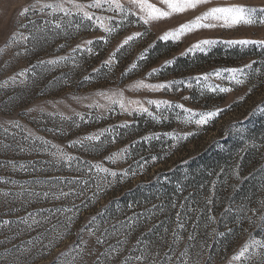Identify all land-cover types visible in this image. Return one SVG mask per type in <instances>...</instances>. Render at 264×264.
Returning <instances> with one entry per match:
<instances>
[{
	"label": "rangeland",
	"instance_id": "374dc122",
	"mask_svg": "<svg viewBox=\"0 0 264 264\" xmlns=\"http://www.w3.org/2000/svg\"><path fill=\"white\" fill-rule=\"evenodd\" d=\"M51 2L55 0H40ZM120 2L136 13L129 14L124 24L118 23L119 13L87 9L95 16L115 17L105 21L116 28L108 36L74 9L72 16L49 17L50 10L41 12L37 5L21 15L37 0H0V264H124L125 257L141 250L148 256L143 264H264V249H250L247 260H232L250 238L264 239L260 219L264 216L260 203L264 201V48L218 42L204 52L182 55L204 39L264 40V24L259 16L255 23L231 27L209 20L205 23L216 26L186 33L175 43L159 40L211 7H264V0H211L147 25L139 20V8L129 0ZM147 2L168 10L163 0ZM48 19L59 20L61 27L46 25ZM137 32L146 34L117 51L126 37ZM21 34L28 39H21ZM89 40L92 52H72ZM145 49L146 58L139 60ZM113 53L112 65L105 66ZM60 56L71 58L55 66L39 63ZM174 58L163 71L147 75ZM133 62L138 67L126 71ZM227 68H244L238 77L244 83L227 79L228 73L214 74ZM25 69L30 71L18 75ZM208 73L213 75L207 81L193 79ZM89 75L93 79L86 80ZM140 80L182 83L136 90ZM216 86L231 91H212ZM109 89L124 90L128 100L143 102L148 113H121L118 104L109 112L87 107L98 91ZM85 96L91 99H79ZM148 100L169 101L173 106L157 107ZM184 109L223 111L198 126L184 122L188 115ZM76 113L84 114V119ZM104 129L108 131L99 140H83ZM169 133L193 135L178 141ZM77 141L82 144H74ZM52 144L77 159L57 163ZM123 149H127L124 158L115 163L108 159ZM95 164L117 176L95 168L89 171ZM124 170L128 175H123ZM96 185L104 190L97 192ZM61 192L74 194L61 196ZM73 214L70 230L54 239L65 232L66 219ZM92 217L96 220L90 224ZM98 238L103 243H97Z\"/></svg>",
	"mask_w": 264,
	"mask_h": 264
},
{
	"label": "snow or ice",
	"instance_id": "6c2138e0",
	"mask_svg": "<svg viewBox=\"0 0 264 264\" xmlns=\"http://www.w3.org/2000/svg\"><path fill=\"white\" fill-rule=\"evenodd\" d=\"M129 2L135 6V8H139L141 10V14L139 17L140 22L144 23L145 25L149 24L153 20H159L162 18L170 17L174 13H182L190 9H195L199 5L210 3L211 0H163V2L167 5L168 10H163L161 8H157L155 5L150 4L147 2V0H129ZM65 4L70 5V7H65ZM37 5H39V11L43 12L45 9H49L48 12L49 17H53L58 13H63L64 16H72L73 15V9L75 10V14L79 15L82 19L88 20V21H94L95 26H98L101 28L104 32L110 36L114 31H116V28L109 26V24H106L105 21H113L115 17L111 16H95L93 12L88 11L87 9L93 8V9H103L104 11H110V12H116L121 14V19L118 21L119 24H124L126 21H128L129 14L136 15L135 11L132 8H126L120 0H91L88 4H82L78 3L77 0H55V2L51 3H40V0H37L36 4H33L31 6L25 7L21 15H25L29 12L30 8L32 10H35L37 8ZM259 16V22L264 24V7H248L243 5H237V4H231L227 6H217V7H211L207 11L201 13L200 15L196 16L193 20L188 21L184 24H181L179 27L173 30H169L165 32L161 37H159V40L167 42L169 40H172L173 43L177 42L180 38V36L193 32L195 30H198L200 28H211L215 27L216 24L213 23H205V21L209 20H215V21H223V25L225 27H231L232 25L239 24V23H245V24H252L255 23L256 20L254 17ZM62 19V18H61ZM34 23V22H33ZM44 23L46 25H52L55 28H60L61 23L59 20H53L48 19L45 20ZM77 29L79 28V25L76 26ZM146 33H134L128 37H126L122 43L118 46L117 51L120 50V48H123L125 45H130L132 41L135 39L142 37ZM15 38V36H14ZM21 39L27 40L28 37H25L21 34ZM101 40L104 41V43L108 42L107 37H101ZM218 42L221 43H227L229 45H241V46H248V45H255L261 48H264V40H251V39H241V40H228V41H217L212 39H204L199 40L193 45H191L182 55H189L194 54L195 52H204L205 49L211 45H214ZM93 43V41L89 40L84 42L83 45H77V48H74L72 50L73 53H75L78 49H83L88 52H92V48L90 45ZM63 47V46H61ZM151 47H154L152 45ZM3 50H0L2 52ZM148 51V49H145L144 53H141V56L139 57V60H144L146 58L145 53ZM115 57V53L112 54V57H110L109 60L105 61V66H111L113 63ZM71 57L70 56H60L56 57L55 59H50L47 61H41L39 63L41 64H48V65H57L60 62L68 61ZM175 62V58L173 60L166 61L164 65L161 66L160 69H153L151 72H149L147 75L153 76L159 73L160 71H163L166 69L169 65L173 64ZM255 63V62H254ZM78 66V65H76ZM138 67L137 62H133L132 65H130L129 69L126 70L128 72L135 70ZM244 68H251V65H245ZM244 68H227V69H219L214 74L216 76H221L223 73H228V76L226 77L229 80L234 81L237 85L243 84L244 80L238 78L241 74L244 73ZM30 71V69H25L23 72L19 73L18 75L24 76L26 72ZM97 71V70H94ZM213 75L212 73L204 74L200 77H194L193 79H196L197 81L203 79L205 81L208 80L209 76ZM13 82H15V77L9 78ZM86 80H91L93 77L89 75L88 77H85ZM5 84L8 83V81L4 82ZM179 81H170L168 83H162V84H146L143 80L137 81L135 83L136 90H139L141 88H148L153 90H159V89H168L171 88L173 85H177ZM190 86V85H189ZM219 90L220 92H229L231 91L230 88H220L219 86H216V88L211 89L212 91ZM97 99H92L90 103L87 104V107L89 108H96V109H104L106 112L113 111V105L118 104L121 113L124 112H136V113H148V109L143 107V102L141 101H132L128 100L124 96V90L122 89H109V90H101L96 93ZM77 99V98H74ZM81 101H89L90 97H81L79 98ZM104 100L106 103H100V100ZM147 103L149 105H156L157 107H160L161 105L171 107V103L169 101H163V100H148ZM132 105H138L137 107H133ZM175 107L184 108L183 105H175ZM184 111L188 114L185 117L184 122L185 123H192L194 122L196 125H206L209 123V121L215 117H217L223 109H216L211 112H201V113H195L191 109H184ZM77 116L80 117L81 120L84 119V114L82 113H76ZM151 115V113H149ZM198 115L199 119H195L193 121L192 117ZM98 119H102L103 116H98ZM16 127H19L18 124L15 125ZM127 126V125H124ZM105 131H108V129L101 130L99 134H92L88 135L83 138L85 141H96L100 139V136L103 135ZM168 135H173L176 140H183L186 139L187 136L193 135V133H185L183 135H175L172 133H169ZM37 140H41L43 144L48 145L50 144L49 141L43 140L41 137H35ZM79 143L82 144V141L74 142V144ZM52 148H55L56 151L52 152L51 155L56 158L57 163H60L61 161L64 162H71L73 160H76L77 158L68 154L67 152L63 151L62 148L59 146L52 144ZM127 152V149H123L120 152L112 154V156L108 157L110 161L113 163L116 162L117 158H124V153ZM155 159V158H153ZM69 166L71 164L69 163ZM92 168H95L97 172H103L109 176L116 177L117 172L112 171L108 168L103 167L101 164H95L91 165L89 167V171H91ZM123 175H128V171L124 170ZM82 184H87L88 181H78ZM97 192H102L104 189L100 187V185H96ZM69 194L74 193H65L61 192V196H67ZM97 193H94L95 196ZM45 196H47V193H44ZM261 205H264V201L260 202ZM65 211H71L69 209H66ZM253 213L255 214L257 210L253 209ZM30 216L32 214H29ZM75 214L73 216H69L66 219V223L64 225L65 232L64 233H57V235L54 237V239H60L63 237L64 234L67 233L68 230H70L71 225L73 223ZM249 219H251L249 217ZM261 221L264 222V216L260 217ZM96 220V217H92L90 220V224L93 223ZM27 222V221H25ZM5 224L9 223V221H4ZM33 224L38 223L36 220L32 221ZM180 228H183V224L179 225ZM53 230H55V226L53 227ZM90 235H94L95 231L91 228L88 229ZM176 235V233H174ZM221 235H223L221 233ZM180 239V237L177 236V241ZM189 239H192V237H189ZM51 244L52 241H49ZM86 243V242H84ZM97 243H103L101 239H97ZM142 241H138L137 244H141ZM79 247L78 245L76 246ZM264 249V239H255L250 238L244 246L237 252L233 257V261H240L242 258L247 260L250 258L249 250L250 249ZM113 252L119 251L118 249L113 248ZM68 253H62L61 255H67ZM249 254V255H246ZM182 256L186 255V253H182ZM148 259V256L144 253L143 250H141V254L132 256L129 255L125 257L124 264H129L131 261H135L136 264H143L145 260ZM166 259L171 260L170 256L166 255ZM152 264H155L153 261ZM186 264V261H185Z\"/></svg>",
	"mask_w": 264,
	"mask_h": 264
}]
</instances>
